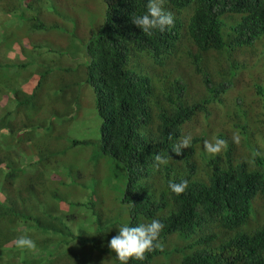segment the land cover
Returning <instances> with one entry per match:
<instances>
[{
	"label": "trees",
	"instance_id": "1",
	"mask_svg": "<svg viewBox=\"0 0 264 264\" xmlns=\"http://www.w3.org/2000/svg\"><path fill=\"white\" fill-rule=\"evenodd\" d=\"M103 1V24L98 30L91 29L85 43L89 58L84 79L96 91L97 111L102 119L100 148L126 168V187L121 196L126 206L124 225L160 220L164 225L160 245L175 233L185 236L188 252H179V264H264V220L258 215L252 218L254 210L257 214L254 204H260L264 211V151L259 152L255 134L250 132L237 151L226 130L220 129L217 136L226 141V147L217 155L201 152L203 170L196 156L207 132L192 137L191 147L184 148L181 155L172 151L174 144L189 137L186 125L197 115L214 119L215 103L233 88L236 77L245 74L247 63L240 55L248 45L264 37V0H165L164 10L173 14L174 26L163 32L154 29L152 35L132 23V16L147 12L148 0ZM6 5L9 11L25 12L18 1ZM49 11L65 19L59 11ZM236 15L241 18L236 20ZM24 22L32 23V30L48 25L41 11ZM19 48L14 44L0 52V264L6 261L3 254L12 246L9 242L24 236L21 223L32 220L55 230V220L65 215L30 214L38 198L32 199L33 193L21 175L26 165H21L15 153L23 155L29 147L7 140L18 133L19 139L30 142L31 137L25 136L29 130L17 132L22 126L15 116L22 106H30L45 83L40 68L32 69L27 60L8 57L7 52L26 54ZM182 61L186 64L179 68ZM37 72L38 78L30 80ZM260 73L264 74L262 70ZM192 75L199 76L198 83L205 93L191 101ZM254 89L251 102L260 105L264 88L258 85ZM57 99L67 102L61 96ZM52 107L55 109L54 104ZM245 108L246 124L251 122L253 112L245 107L242 98L230 107L228 120ZM51 143L47 147L53 151ZM12 145L18 149L8 148ZM157 153L165 156L168 163L157 167ZM182 180L188 181V187L178 196L169 183ZM68 230L62 229L72 236L73 231ZM92 242L98 249L99 243ZM100 251L111 254L120 264L103 242ZM22 252L25 254L28 248ZM166 252L161 246L147 252L144 260L130 259L128 264H155L154 260Z\"/></svg>",
	"mask_w": 264,
	"mask_h": 264
},
{
	"label": "rangeland",
	"instance_id": "2",
	"mask_svg": "<svg viewBox=\"0 0 264 264\" xmlns=\"http://www.w3.org/2000/svg\"><path fill=\"white\" fill-rule=\"evenodd\" d=\"M15 1L23 5V14L7 9L6 2L12 5ZM30 4L32 0H0V52L11 49L14 44L19 45L26 54L21 56L16 51L10 55L7 52L8 57L27 60L32 69L40 68L39 72L44 71L45 81L30 106H22L15 116L17 124L22 126L17 132L29 130L25 136L31 137L30 142L19 139L18 133L9 135L7 140L19 142L22 148L29 147L23 155L14 151L20 157L21 165H26L21 175L33 193L32 199L38 198L30 214L39 217L65 215L55 220V230L32 220L21 223L24 236L30 237L36 248H28L24 254L25 247L20 248L17 242L11 241L12 246L3 254L4 264H116L111 254L100 250L102 242L108 246L107 236L117 235L119 226L126 224V206L121 202V196L125 191L127 172L122 163L100 148L102 119L97 111L96 91L84 79L85 63L89 58L85 43L91 29L98 30L103 24L105 3L103 0H35V5ZM49 9L59 11L65 19ZM38 11L48 25L32 30V23L24 20ZM35 24H39L38 19ZM18 61L14 60L16 64ZM185 64L182 61L178 67L183 68ZM263 68L264 48L245 74L235 78L233 88L215 103L214 119L203 114L196 117L186 125V134L192 138L211 129L210 137L205 141L214 142L220 124L226 131L232 127V119L228 120L227 114H231L230 107L237 98H242L245 107L254 114L264 116V97L259 99L260 105H256L251 102L250 93L252 86L264 88V74L260 73ZM14 72L17 73V69ZM39 72L29 79L35 81ZM22 73L26 75L27 71ZM192 76L191 101L205 93L198 83L199 76ZM59 96L67 102L57 99ZM243 120L245 117L239 121ZM236 133L243 143L248 134L250 136V132L236 130ZM260 137L264 141V131ZM73 139H85L86 143H73ZM205 141L197 147L196 157L201 170L203 158L200 153L206 150ZM48 143L53 144V151L47 147ZM13 146L8 148L16 147ZM66 227L73 231L72 236L68 237L62 231ZM80 237L88 241L83 242ZM92 240L99 243L98 249L93 247ZM187 240L178 233L169 236L161 244L167 252L157 257L155 264H179V252H188L185 249Z\"/></svg>",
	"mask_w": 264,
	"mask_h": 264
},
{
	"label": "clouds",
	"instance_id": "3",
	"mask_svg": "<svg viewBox=\"0 0 264 264\" xmlns=\"http://www.w3.org/2000/svg\"><path fill=\"white\" fill-rule=\"evenodd\" d=\"M165 0H148L147 12L143 15L132 16V23L138 26L145 34L152 35V30L159 29L163 32L166 28H171L174 26V17L170 11H165L163 5ZM236 20L241 18V15H236ZM232 20V19H231ZM264 48V37L255 41L252 45H248L246 49L240 55V59L247 63V68L250 66L251 62L255 60L258 53ZM264 72V68L261 69ZM255 86L250 88V93L255 91ZM258 86H256L257 88ZM197 115L196 117H200ZM242 117H245V120L239 121ZM211 120V117H209ZM247 118V109L245 108L241 114L235 117L231 123L232 127H228L226 131L228 138L236 146L237 151L241 148L243 142L242 137L236 133V130L241 132H251L256 136V140L260 143V153L264 151V143L260 137V133L264 131V116L256 115L253 113L252 121L246 124ZM210 122V121H208ZM218 131L222 129V124L218 126ZM207 132L206 140L210 137L211 129H206L203 133ZM249 135V134H248ZM248 137V136H247ZM191 138L185 137L176 144L173 145L172 151L176 155H181L182 150L187 147H191L190 143ZM205 149L212 155L219 154L224 147H226V141L220 138H214V142L205 141ZM156 166L165 165L168 163V159L165 156L157 153L155 155ZM188 187V181L182 180L180 183L170 182L169 188L176 195H181L185 192ZM254 207L257 209V214L252 213L253 217H258L260 220H264V211L260 204H254ZM221 226V225H220ZM219 226V227H220ZM164 225L158 219H153L149 223H141L138 226H128L121 225L118 228L117 235H108V247L112 252L116 254L117 259L120 261V264H128L130 259L144 260L145 254L147 252L154 251L161 248V245L158 243L159 236L163 230ZM222 228V227H220ZM17 246L20 248L27 247L29 249L35 250V242L28 236H21L17 240Z\"/></svg>",
	"mask_w": 264,
	"mask_h": 264
}]
</instances>
